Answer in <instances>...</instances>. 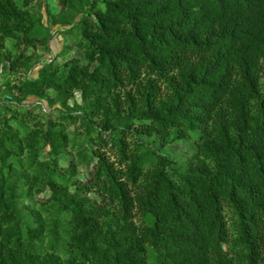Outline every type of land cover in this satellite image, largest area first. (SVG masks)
<instances>
[{"label": "trees", "instance_id": "1", "mask_svg": "<svg viewBox=\"0 0 264 264\" xmlns=\"http://www.w3.org/2000/svg\"><path fill=\"white\" fill-rule=\"evenodd\" d=\"M1 76L0 264H264V0H0Z\"/></svg>", "mask_w": 264, "mask_h": 264}, {"label": "rangeland", "instance_id": "2", "mask_svg": "<svg viewBox=\"0 0 264 264\" xmlns=\"http://www.w3.org/2000/svg\"><path fill=\"white\" fill-rule=\"evenodd\" d=\"M52 1H54L56 3V0H52ZM53 9L55 10L56 8L53 7ZM52 30H53L54 36H53L51 43H50L51 48H50V50L44 52V56H43L44 58L43 59L52 58L55 54H57V52H59L63 48V46L65 44V42L63 40V36L60 33H57V27H53ZM14 41H15L14 39H10V38L7 39V45L9 47L13 46ZM40 50H41V48H40ZM78 53H79L78 50L73 49L69 53L68 57H70L72 55H77ZM35 70L32 71V75H36L37 72H35ZM1 81H2V76L0 78V82ZM74 99L80 100L78 92H76L75 96L73 98H71V100H70L71 103L73 102ZM28 102L29 103H36V102H39V100H38V98L33 96L30 99H28ZM42 103H43L42 105H44L45 110H47L48 109L47 101H42ZM195 147L196 146H195L193 141L186 140V141H181L175 145L170 146L168 149V152H169V154H171L172 156H175V157H188L194 151ZM88 173H90V169H83L81 174H80V177L85 179V178H87ZM47 195H48V192H46L45 195H42V197H47Z\"/></svg>", "mask_w": 264, "mask_h": 264}, {"label": "crops", "instance_id": "3", "mask_svg": "<svg viewBox=\"0 0 264 264\" xmlns=\"http://www.w3.org/2000/svg\"><path fill=\"white\" fill-rule=\"evenodd\" d=\"M52 40V39H51ZM51 43V42H50ZM50 48H51V45H50ZM36 69V70H35ZM34 70H35V72H38V68H35ZM33 70V71H34ZM36 75H37V73H36Z\"/></svg>", "mask_w": 264, "mask_h": 264}]
</instances>
